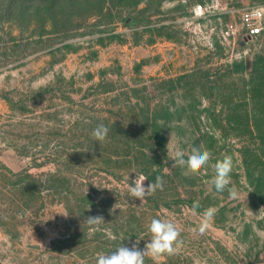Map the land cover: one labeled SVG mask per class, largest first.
<instances>
[{"label":"rangeland","instance_id":"1","mask_svg":"<svg viewBox=\"0 0 264 264\" xmlns=\"http://www.w3.org/2000/svg\"><path fill=\"white\" fill-rule=\"evenodd\" d=\"M250 6L264 0H0V264L143 250L153 218L182 240L158 264H264V30L246 36ZM170 134L212 153L199 174L173 167ZM225 153L236 198L208 183ZM157 177L162 190L129 195Z\"/></svg>","mask_w":264,"mask_h":264},{"label":"clouds","instance_id":"2","mask_svg":"<svg viewBox=\"0 0 264 264\" xmlns=\"http://www.w3.org/2000/svg\"><path fill=\"white\" fill-rule=\"evenodd\" d=\"M109 131V128L101 123L92 130L91 135L94 140L104 142L109 135ZM166 147L168 157L173 161V167L179 166L185 169L184 174L186 175L199 174L212 159V153L207 149L202 150L201 147L193 146L190 153H186L178 144L174 145L172 143L171 134L169 143ZM211 167L214 170V175L208 183L214 187L216 192L223 193L227 190L230 198H236L238 193L235 185L232 183L231 177L233 170L232 157L225 153L223 158L217 160ZM145 181L146 179L140 180L139 178H135L133 182L129 184V195L136 198V200L143 201L146 196L153 194L157 189L162 190L163 188V180L161 177H157L154 182L147 185H145ZM199 207V201L193 203L192 211L194 214H196V209ZM215 211L214 208L209 207L202 213H199L200 223L197 231L200 234H204L210 228ZM262 213H264V208H261L257 215ZM103 222L105 221L103 217L100 216L87 217V223L90 226H98ZM147 229L151 238L149 242L146 243L143 250L139 249L136 244L131 248L121 244V246L110 253L97 254L96 264H144L145 257L151 258L155 264H158L162 256L173 255L182 246L180 231L177 225L171 220L153 218L147 226ZM138 242L137 240V244Z\"/></svg>","mask_w":264,"mask_h":264},{"label":"built area","instance_id":"3","mask_svg":"<svg viewBox=\"0 0 264 264\" xmlns=\"http://www.w3.org/2000/svg\"><path fill=\"white\" fill-rule=\"evenodd\" d=\"M241 21L246 36L254 37L260 35L264 30V8L261 6H250L241 12ZM230 29H235L230 24Z\"/></svg>","mask_w":264,"mask_h":264},{"label":"trees","instance_id":"4","mask_svg":"<svg viewBox=\"0 0 264 264\" xmlns=\"http://www.w3.org/2000/svg\"><path fill=\"white\" fill-rule=\"evenodd\" d=\"M261 61V58H258V59H256L255 61H254V64H253V67H252V69L255 71V72H261V70H262V65H263V63H261L260 62ZM244 67H246L245 66V64L243 63V65H242V68H244ZM140 242L143 240V238L142 237H139V238H137ZM65 244H66V240H65V242H64ZM85 247H87V246H85V245H83V248H85ZM89 247V246H88ZM125 247H127V246H125ZM129 248V247H128ZM139 249H141V248H139ZM142 250V249H141ZM98 253V252H97ZM96 252L94 253V252H88L87 253V255H85V256H80L82 259H83V262L85 263V264H91L92 262H91V259H96L97 257H96V254H97Z\"/></svg>","mask_w":264,"mask_h":264}]
</instances>
